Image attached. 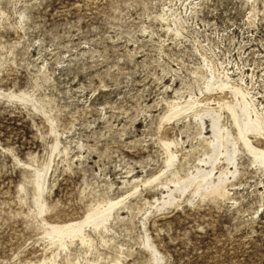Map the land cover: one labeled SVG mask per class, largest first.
<instances>
[{"label": "rangeland", "instance_id": "1", "mask_svg": "<svg viewBox=\"0 0 264 264\" xmlns=\"http://www.w3.org/2000/svg\"><path fill=\"white\" fill-rule=\"evenodd\" d=\"M0 264H264V0H0Z\"/></svg>", "mask_w": 264, "mask_h": 264}]
</instances>
